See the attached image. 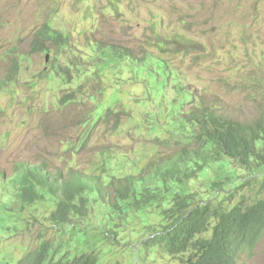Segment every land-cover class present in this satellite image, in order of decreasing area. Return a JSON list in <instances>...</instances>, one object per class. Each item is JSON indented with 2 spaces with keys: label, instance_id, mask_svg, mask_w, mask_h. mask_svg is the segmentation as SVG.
<instances>
[{
  "label": "rangeland",
  "instance_id": "obj_1",
  "mask_svg": "<svg viewBox=\"0 0 264 264\" xmlns=\"http://www.w3.org/2000/svg\"><path fill=\"white\" fill-rule=\"evenodd\" d=\"M57 33L68 38L66 48L51 40ZM160 60L165 88L156 83L165 76L153 71ZM67 96L75 100L60 105ZM97 104L114 113L86 139ZM203 104L240 121L264 120V0H0V261L17 263L52 240L96 251L100 264H178L180 256L142 246L172 220L170 188L128 218L111 212L108 190L89 223L74 229L50 221L54 200L22 209L16 170L101 177L112 167L119 177L138 175L177 153L181 119ZM233 176L232 166L213 165L181 192L194 205L224 204L234 186L250 200L264 196L262 175L240 173L232 184ZM115 220L118 237L109 232ZM252 253L239 263L264 264V237Z\"/></svg>",
  "mask_w": 264,
  "mask_h": 264
},
{
  "label": "trees",
  "instance_id": "obj_2",
  "mask_svg": "<svg viewBox=\"0 0 264 264\" xmlns=\"http://www.w3.org/2000/svg\"><path fill=\"white\" fill-rule=\"evenodd\" d=\"M45 28L48 33L50 27ZM48 37H51L49 33ZM51 40L63 49L68 45V38L60 33L52 36ZM116 53L111 49V56ZM125 57L134 60L130 53ZM15 62L17 65V60ZM165 64V60H160V67L153 70L165 76L156 80L162 88L168 83ZM56 73L61 75L62 72H52L53 75ZM74 100L71 96L64 97L60 105ZM97 106L102 109L99 104ZM100 110L93 111L85 121L86 139L98 122L114 113L111 109L101 110L94 123L92 117ZM181 121L184 129L176 143L179 146L177 153L170 159L167 156L151 164L148 170L138 175L131 173L119 177L117 168L109 167L101 177H84L78 173L65 177L50 174L43 166H18L15 178L17 202L24 209L37 202L54 200L57 209L51 214L50 221L58 227L77 229L89 223L91 207L97 203L104 204L108 190L114 197L111 212L128 218L129 212L133 215L142 213L148 206L164 200L170 188L171 193L174 192V204L165 213L168 217V211L173 212L172 220L169 223L167 220L164 228L143 241L142 246L147 250L160 248L167 255L180 256L178 264H240L242 255L253 250L264 236V196L250 200L245 194L239 195L240 187L234 186V195L224 204H216L208 198L194 205L188 202L181 190L213 165L222 168L232 166L234 176L227 178L232 184L240 173L262 175L264 178V120L240 121L220 114L208 105H201L191 109ZM163 143L168 145L167 140ZM214 185L220 189L224 187L222 181ZM124 204L128 205L123 207ZM118 226L115 220L113 230L109 231L117 237ZM76 249L44 240L17 263L6 255L0 264H100L98 252L77 253Z\"/></svg>",
  "mask_w": 264,
  "mask_h": 264
},
{
  "label": "clouds",
  "instance_id": "obj_3",
  "mask_svg": "<svg viewBox=\"0 0 264 264\" xmlns=\"http://www.w3.org/2000/svg\"><path fill=\"white\" fill-rule=\"evenodd\" d=\"M45 27H46V26H45ZM48 27H49V26H48ZM42 33H43V32H40L41 35H43ZM203 105H206V104H203ZM209 107H210V106H209ZM211 108H213V107H211ZM190 110H191V109H190ZM216 110H217V109H216ZM217 112H218V111H217ZM263 237H264V236H263ZM263 237H262V238H263ZM262 238H261V239H262ZM261 239L259 240V242L261 241ZM259 242H258V243H259ZM258 243L256 244L255 248L257 247ZM255 248H254V249H255ZM252 251H253V250L248 251V252H246V253L253 254Z\"/></svg>",
  "mask_w": 264,
  "mask_h": 264
}]
</instances>
